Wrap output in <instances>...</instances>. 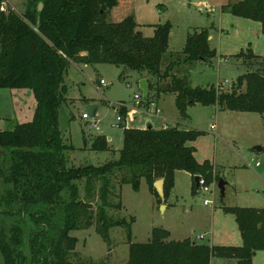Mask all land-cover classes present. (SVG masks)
<instances>
[{
    "label": "trees",
    "instance_id": "obj_1",
    "mask_svg": "<svg viewBox=\"0 0 264 264\" xmlns=\"http://www.w3.org/2000/svg\"><path fill=\"white\" fill-rule=\"evenodd\" d=\"M2 1L0 88L30 89L37 106L34 120L0 131V187L2 184L7 187L3 192L6 195H0V203L8 207L6 211L0 210V231L3 232V213H14V207L22 213L40 202L48 205V212L33 215L36 223L42 225L43 218L53 216L54 207L64 204V193L69 194L61 229L47 252L42 247L41 233L31 240L33 264H72L68 256L78 238L70 233L92 225L96 198L101 201L96 217L103 228L119 224L108 223L106 213L107 207L113 205L110 195L114 194L115 182L121 186L130 183L138 190L145 178L151 191L157 193L154 183L164 179L167 198L179 170L204 178L206 185L216 179L213 164L200 163L195 156L196 147L190 145L203 131L179 123L160 129L124 126V144L117 159L102 165L68 166L65 151L71 147L64 143L59 114L65 100V73L71 63H110L147 72L156 77V83L147 82L146 98H151L152 89L156 98L161 93L174 94L176 106L185 119L189 117V107L195 104L264 114V62L256 70L240 75L228 91L214 85L193 86L190 74L182 72L183 66L188 65L190 73L197 62H210L217 56L210 46L207 28L190 34L183 52L170 53L164 68L172 24L168 21L153 25L154 34L146 36L138 29L134 13L118 22L109 21L111 10L120 0H27L23 13L14 8L3 11ZM222 9L260 22L264 33V0H239ZM240 55L264 60L251 51ZM168 79L167 85L160 86ZM120 112L126 117L128 110L123 106ZM107 143L106 137L97 136L92 148L108 150ZM82 183L86 200L80 193ZM199 190L195 183L193 193ZM224 210L236 216L242 246L170 239L167 229L157 227L148 242L130 240L129 258L122 264H211L213 257L253 264L256 252L264 250V207L224 206ZM16 234L12 235V241L18 244L19 229ZM13 245L3 243L0 238V264H22L24 258Z\"/></svg>",
    "mask_w": 264,
    "mask_h": 264
},
{
    "label": "rangeland",
    "instance_id": "obj_2",
    "mask_svg": "<svg viewBox=\"0 0 264 264\" xmlns=\"http://www.w3.org/2000/svg\"><path fill=\"white\" fill-rule=\"evenodd\" d=\"M6 1L7 10L14 8L20 13L26 10L27 0ZM237 1L239 0H130L119 7V12L131 8L140 23L138 29L147 35L153 33V25L168 21L172 24L169 51L163 61L164 68L170 53L179 55L183 52L190 34L204 28L209 29L210 34L215 35L210 46L216 50L217 56L210 62H197L190 73L189 66H183L182 72L190 74L193 86L214 85L228 91L240 75L256 70L264 62L263 58L240 55L251 51L264 57V33L260 22L223 11L224 5ZM131 13L133 12H129V15ZM145 78L148 82L156 83V77L147 72L141 73L115 64L69 65L64 78L65 100L59 114L64 143L71 147L65 151L68 166L102 165L117 159L124 144V126L151 125L158 128L164 125V117L176 119L184 127L203 131L196 140L197 158L214 164L216 179L209 185L210 191L193 194L187 184V175L182 172L176 189L179 200L169 199L168 202L173 204L168 209L163 208L165 204L161 197L151 191L145 178L141 180L138 190L130 183L121 186L115 182L114 194L110 195L113 205L107 207L106 213L108 223L119 224L103 228L96 217L101 204L100 199L96 198L93 203L92 225L70 233L78 238L75 249L68 256L72 264L80 261L125 263L129 258L130 240L148 242L153 229L157 227L171 231L170 239L182 240L190 236V239L202 242L198 235L210 230L211 210L229 214L225 212L224 206L249 203L246 196L258 199L257 202L253 200V204L264 205V114L221 110L218 105L195 104L189 107V117L185 119L180 115L173 94L162 98L159 105L153 102L156 100L154 89L151 91V98H146L141 87V80ZM102 79L106 84H101ZM169 81L170 79L163 81L160 86L167 85ZM136 94L142 95L139 104H136ZM90 103H98L100 108L95 117L84 119L82 115ZM36 106L32 90L0 88V131L11 130L19 123L34 120ZM119 106H125L128 110L123 122L117 119L120 114L117 111ZM93 122L99 129L93 126ZM212 124H215L214 128ZM97 136L110 138L108 150L92 148ZM257 146L262 149H255ZM221 179L227 182L224 196L219 188ZM0 188V195L5 196L3 192L7 187L2 184ZM80 193L82 199L86 200L84 183L80 184ZM64 197L65 205L54 207L53 216L43 218L42 225L36 223L33 215L34 212H48V205L42 202L37 206L31 205L22 213L17 212V207L13 209L14 213H3L1 241L14 244L16 252H20L24 258L22 264H33L30 243L37 233H41L45 252L54 238H57L69 194L64 193ZM205 199L211 200V203L205 205ZM7 209L4 203H0V210ZM227 224L229 227L230 223ZM18 229L19 243L16 244L12 241V235L17 236ZM203 241L226 246L213 242L210 234Z\"/></svg>",
    "mask_w": 264,
    "mask_h": 264
},
{
    "label": "crops",
    "instance_id": "obj_3",
    "mask_svg": "<svg viewBox=\"0 0 264 264\" xmlns=\"http://www.w3.org/2000/svg\"><path fill=\"white\" fill-rule=\"evenodd\" d=\"M128 1H130V0H120L119 4L111 10V13L109 14V19H111V21H113V22L121 21L122 19H124L126 16L129 15V12H133L135 14L134 11H131V8L127 9L125 12H119V10H120L119 7L122 4H126ZM142 32L144 33L143 30H142ZM148 34L149 35H147V34H145V35L146 36H152L154 34V29H153V33H148ZM214 38H215V35L210 34V36H209L210 44H212V40ZM145 79L147 80V78H145ZM168 94H172V93H161L160 96L158 98H156V100H154L153 102L157 103V105H159L161 99L165 98V96L168 95ZM174 97H176V96L174 95ZM118 110H119V108H117V111ZM162 119H163V124H164V125H162V127H158V128H156L154 126H152V127L156 128V129L167 128V127L174 126L176 123H179L178 121H176V119H168V118H164V117ZM212 125H215V124H212ZM182 126H183V124H182ZM138 128H145V127H138ZM186 128H188V127H186ZM109 139L110 138H107L108 141H109ZM196 140L195 141H191L190 145H193V146L196 147ZM197 154H198V150H197V147H196V152H195L196 158H197ZM197 160H198V158H197ZM198 161L200 163H204V162H202L200 160H198ZM213 166H214V164H213ZM182 172H185L184 175H187L186 176L187 177L186 180L188 182L187 183L188 187L191 188V192H193V189H194L195 183H196L195 179H194L195 177L191 173H189L187 171H182V170L177 171L176 174H175L174 186L171 189L170 194L168 195L166 200L164 202H162L163 204H165V209H168L169 205L173 204V203H169L168 202L169 199L173 198L175 200H179V194L176 192V189H177V185L179 184L178 183L179 175ZM214 172H215V168H214ZM191 179H192V181H191ZM225 191H226V188H225ZM245 198L247 200H249L248 201L249 203H240L238 205L232 204V205H229V206L264 207V205H255V204H253V200H254V202H257L256 200H258V199H256V198L254 199L252 196H246ZM205 200H204V204H205ZM209 204L210 203L205 204V205H209ZM187 212H189V210H187ZM210 219H211L210 230H207L206 232L198 235V236H200L199 238L202 240V242L209 243L211 245H215V244L212 243V241H208V242L207 241H203V239H205L208 236V234H210L211 235V240H213V242H216L219 245H221V244L222 245H226V246H232V245H234V246H242L243 245V238H242V235H241V231L239 229V225L237 223L236 216L233 213L232 214L231 213L222 214V212H217L215 209H213V210H211V213H210ZM217 220H219V221H217ZM227 222L230 223L229 227H228ZM232 225H234V226H232ZM222 233H223V235H222ZM219 235H220V237H218ZM224 236L226 238H224ZM189 237L190 236H187V237H184L183 239H186V238H189ZM175 240H178V239L175 238ZM211 264H237V260L236 259H224V258H221V257H213L212 260H211ZM253 264H264V250H259V251L256 252V254L253 257Z\"/></svg>",
    "mask_w": 264,
    "mask_h": 264
},
{
    "label": "water",
    "instance_id": "obj_4",
    "mask_svg": "<svg viewBox=\"0 0 264 264\" xmlns=\"http://www.w3.org/2000/svg\"><path fill=\"white\" fill-rule=\"evenodd\" d=\"M42 7H43V4L40 3L39 8L42 9ZM141 87L144 91V95L146 96L148 93V90H149V86H148L146 79L141 80ZM99 108H100V105L98 103H90L86 106V112H88L90 117H95L97 115V111L99 110ZM148 127L151 128L152 126L149 125ZM255 149L261 150L262 148L257 146ZM194 179H195L197 186H199L200 176L196 175ZM226 184H227V182L223 179H221L219 182V188H220L223 196L225 195ZM154 188H155V191L157 192V194L161 197L162 201L164 202L166 200L165 180L164 179L157 180L154 183ZM163 208H165V205H163Z\"/></svg>",
    "mask_w": 264,
    "mask_h": 264
},
{
    "label": "built area",
    "instance_id": "obj_5",
    "mask_svg": "<svg viewBox=\"0 0 264 264\" xmlns=\"http://www.w3.org/2000/svg\"><path fill=\"white\" fill-rule=\"evenodd\" d=\"M7 7H8V2L6 0L2 1L1 9L3 11H6ZM101 84H106L104 79L101 80ZM135 99H136V104H139L141 99H142V95L141 94H136L135 95ZM120 108H121V106H119L118 112L120 114L118 115L117 119L120 122H123V120H125V117L122 116V113L120 112ZM82 116H83L84 119H90L91 118L90 115L88 114V112H84ZM93 126H95L96 129H99V126L95 122H93ZM212 127L214 128L215 125H212ZM257 165H260V163L257 162ZM199 186H200V190H199L200 192H202V191H210L211 190L209 185H206L204 178H201V177H200V180H199ZM208 203H211V200L206 199L205 200V204H208Z\"/></svg>",
    "mask_w": 264,
    "mask_h": 264
}]
</instances>
